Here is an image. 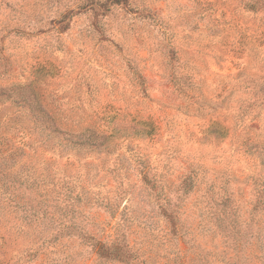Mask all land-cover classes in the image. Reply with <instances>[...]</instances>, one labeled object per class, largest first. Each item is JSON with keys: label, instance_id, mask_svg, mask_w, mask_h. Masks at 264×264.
<instances>
[{"label": "rangeland", "instance_id": "rangeland-1", "mask_svg": "<svg viewBox=\"0 0 264 264\" xmlns=\"http://www.w3.org/2000/svg\"><path fill=\"white\" fill-rule=\"evenodd\" d=\"M255 1L0 0V170L38 184L63 171L78 177L76 190L123 194L130 244L146 249L129 264H264V210L254 207L264 201V11ZM79 134L102 145L65 141ZM143 167L172 203L192 178L174 223L141 183ZM209 186L232 199L234 217L204 213ZM8 196L0 191V264H127L98 258L57 223H28ZM87 210L110 220L102 207Z\"/></svg>", "mask_w": 264, "mask_h": 264}, {"label": "trees", "instance_id": "trees-1", "mask_svg": "<svg viewBox=\"0 0 264 264\" xmlns=\"http://www.w3.org/2000/svg\"><path fill=\"white\" fill-rule=\"evenodd\" d=\"M115 1L120 3L122 0ZM256 4H260L264 11V0H256L250 7L254 9ZM70 137L74 138H68L65 141L73 148L81 150L88 144V141L84 140L81 134ZM101 145L102 142L98 144L95 141H91L88 147L96 148ZM6 171L0 170V191L9 195L8 200L14 204V208L25 213L24 219L28 220V223L47 220L49 223H57L58 233L63 234L65 237H78L82 241L89 243L95 255L101 259L129 264L146 254V249L141 243L138 244L139 247L137 248L130 244L128 239L130 232L128 234L125 232L126 229L124 227L129 222V219L123 215L126 207L123 202V194L115 195L113 197L115 202L112 203L111 200L113 198H109V196L102 197L99 191L88 190L87 192L82 185L79 190H76L75 183H77L78 177L75 178V176L68 175L63 171L56 174L59 177L54 178L53 176L51 183L42 181V184H38L35 180L27 181L13 178L9 176V170L7 174ZM141 172V183L151 190H156L155 198L161 201L159 208H161L163 213L168 210L170 215L168 218L173 221L181 207L182 197L195 186L192 183V178L186 176L174 187L177 192L176 199L178 203H172L168 186L159 187L156 181H151L148 178L146 167H143ZM212 188V186H209L205 190L207 197L203 198L202 203H200L205 211L204 213L210 216V214L220 212L225 216V219L227 215H229V218L231 216L234 217L236 209L232 205V199L224 196L216 198L215 194H208ZM20 189L28 191L29 194L33 195L34 200L32 199L28 203L24 202V196L20 193ZM86 198H90V204H87ZM91 205L102 207L104 212L109 215L110 220L105 219L98 223L94 222L87 210L91 208ZM258 206H262L259 210H264V201L263 203L257 201L254 207L258 208ZM121 208L123 211H120ZM216 220L220 224L224 223L220 216ZM89 223L90 226L88 227ZM229 223H236V220L230 219ZM52 239L56 240L57 236ZM139 251L141 252L140 254Z\"/></svg>", "mask_w": 264, "mask_h": 264}]
</instances>
